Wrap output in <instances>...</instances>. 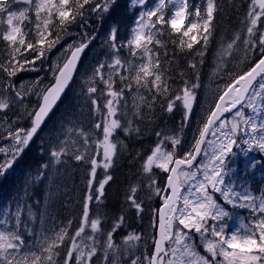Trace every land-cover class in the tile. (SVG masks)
Instances as JSON below:
<instances>
[{"label": "snow or ice", "instance_id": "1", "mask_svg": "<svg viewBox=\"0 0 264 264\" xmlns=\"http://www.w3.org/2000/svg\"><path fill=\"white\" fill-rule=\"evenodd\" d=\"M147 2L148 0H131L132 6L141 10L138 13L137 27L131 30V38L127 40V44L132 56H137L133 48L141 49L139 62L134 64L120 56L122 45L118 40L119 29L117 25H113L105 40L111 59L93 66L92 75L83 89L89 114L99 117V122L92 121L87 129L78 123V132L69 128L68 132L74 135L67 140H60L58 136L50 144L49 162L41 165L35 173L34 182L48 180L51 183L54 172L58 171L56 166L65 163L66 157L70 156L78 162V166L85 173V193L81 199L76 227L72 229L70 220L58 232L44 236L42 242H37L40 252H33L29 248L20 256L18 250L24 247L19 232L23 223L22 215L26 214L30 221L37 217L32 205L23 200L17 201L14 210L10 209L0 215V264H98L101 258L105 264H109L110 256H117L115 264H122L119 257L125 254L130 257L127 264H144L145 255L137 251L139 246L133 242L143 239L146 243V237L129 233L117 243L115 234L125 227L127 216L122 211L120 216L113 218L111 226L105 228V221L99 211V206L106 197V186L113 180L110 169L114 167L115 158L119 154L118 145L120 150L126 147L116 133L119 130L126 136L133 133L139 135L140 128L134 126V118H145L144 108L152 113L159 106L161 111L168 114L182 109L185 118L190 116L196 100L195 89L201 86L198 72L196 81L183 80L182 85L174 87L169 83L167 73L159 63V57L151 55L154 49L149 45L155 44L166 49L167 41L163 36L170 35L169 29L177 33L172 43L181 52H189L191 56L199 57V61L189 60L190 67L196 72L198 64L203 63V57L213 37L214 20L219 11L217 0H204L201 4H193L192 0H158L150 9L146 8ZM25 3L31 4L32 0H25ZM118 7L119 0H71V3L70 0H59V5L54 0H36L37 39L26 41L21 28L13 21L27 18V10L19 13L9 11L7 4L0 3V20L6 13L8 24L2 40L12 45L8 62L0 60V123L5 124L4 130L0 131V141H7V147L0 146V177L13 168L30 145L45 117L72 79L80 54L95 38L85 35L78 43L73 44L63 63L53 65V82L45 87H39L38 82L27 87H14L7 80V77L15 76L18 71L27 70L24 63L35 64V60L28 57L18 59L16 54L21 53V48H26L34 51L37 54L36 59H41L42 62L47 51L58 44L63 35L68 34V24L75 22L78 17H84L86 12H95L103 19L111 16ZM53 9L59 24L53 20ZM41 13H46V16H41ZM262 17L264 0H251L242 32L235 34L226 45L221 44L217 53V69L227 63V57H233L237 53L242 52L245 59L257 48L264 53ZM186 21L187 27L184 28ZM54 31V38L48 40L46 48L43 47L45 39L53 36ZM37 44L41 47H37ZM194 44H200L201 47L194 48ZM183 76L181 73L182 79ZM100 84L104 87H99ZM31 96H35L38 101L35 107L26 103ZM129 99L132 101L131 112L128 108ZM217 99L219 103L211 106L212 110L203 127L198 130L199 136L192 150L183 158L177 157L175 150L181 144L179 136L164 130L155 133V145L140 169L146 188L142 189L136 183L130 185L126 194L127 210H134L141 220L144 213H155L154 221L150 216L149 227L159 232V239L153 238L155 253L146 254L147 264H165V259L166 264H264V216H259L253 225H242L243 234H233L230 239L224 238L222 227H213L207 223L209 220H219L229 215L208 192V186H211L213 193H219L226 204L235 205L236 200H243L244 203H240L239 207L249 208L254 213H264V196L257 202L247 193H237L231 187L222 189L218 186L224 184L223 179H218L221 177L220 165L224 164V157L232 152L236 143V117L244 125L249 124V120L244 119L243 111L237 106L251 108L256 112L257 103L264 104V59H260L246 71L232 75ZM17 108L23 109L24 115L31 120L30 128L19 127V117L17 120L7 119V113ZM232 109H236L233 120L229 122L222 119L223 114L231 112ZM183 127L182 123L181 128ZM251 131L261 133L258 147L264 152V124L258 129L252 123ZM209 134L217 139L206 140ZM101 135L102 139L99 138ZM205 144L207 147L202 148ZM208 149H211L210 155ZM201 153L207 157V162L202 163L200 168L191 170L193 161ZM170 165L174 167H169ZM153 168L169 173L167 187L158 183L159 177ZM98 169H102V172L98 173ZM198 174L203 176L202 180ZM184 185H189L186 194L181 192ZM141 190L147 193L146 197L137 195ZM169 190L170 195L167 194ZM157 198H162L164 207L153 209L151 202ZM183 229H189V232L184 233ZM193 229L200 234L201 243L211 260L201 256L191 243ZM26 230L29 235L32 234L30 229ZM209 236L215 239H210ZM165 242L168 243L167 250L163 247ZM218 256L223 259L217 260Z\"/></svg>", "mask_w": 264, "mask_h": 264}, {"label": "rangeland", "instance_id": "2", "mask_svg": "<svg viewBox=\"0 0 264 264\" xmlns=\"http://www.w3.org/2000/svg\"><path fill=\"white\" fill-rule=\"evenodd\" d=\"M102 2V1H101ZM158 2V0H148L146 8L150 9L155 6V4ZM204 0H192L193 4H201ZM251 0H217V4L219 7V11L216 13V18L214 20L215 24V31L213 33V37L211 38V42L207 48V51L205 52V55L203 57V63L198 64V68L195 72V76L197 75V72L199 74V83L200 87L195 89V95L196 100L193 103V109L188 118H185L183 116V119L181 122H173L171 127L165 131L169 134H175L180 137L181 144L176 147V153L177 157L183 158L187 155L189 151L192 150V147L195 143V140L198 139L199 136V129L203 127V124L210 112L212 110L211 106L215 104V101L217 99V96L220 92L223 91L225 84L229 81L232 75H235L236 73H239L241 71H245L247 67L251 64V62L261 53L259 48H257L255 51L250 52L245 59L242 52L235 54L233 57H227V63L224 64L223 67H220L217 69V64L219 62V57L217 55L218 51H220L221 44H227L235 34L241 33L242 29L244 28V21L246 17V13L248 12V9L250 7ZM0 3L7 4L9 6V11H15L19 13L21 10H27L26 11V17L27 18H20L17 20H14L13 23L20 27L22 30V33L30 34V36L25 37L26 41L29 40H36L37 39V17L35 13V3L36 0H32L31 4H20L17 2V0H0ZM54 3L56 5H59V0H54ZM129 3L131 5V8L135 10V12H131L132 16V22L130 27L129 36L126 40L118 39L121 42V48H120V56L125 60H131L133 63H138V55L141 51V49H135L133 50L137 53V56L130 55L129 48L130 46L127 44V40L131 38V30L135 27H137V20H138V13L141 9L137 7H133L131 0H129ZM257 11H259L257 7ZM169 16L171 13L169 12ZM41 16H46V13H41ZM94 16V22L98 23L97 25V32L94 36V41H91L89 44V48L87 50V54L85 55L83 62L81 63L79 67V71L76 75L75 81L71 85V88L69 89L68 95L65 99V103L63 106H59V108L55 111V114L51 117L50 120H53L54 127L51 125V121L46 124L45 128L39 133V135L45 139L44 143V149L45 153L49 156L48 161L50 159V144L53 141L57 140V137L59 136L60 140H67L69 137L73 136L74 133H69L68 129L73 128L76 132H78L80 129L77 126L78 123L81 124L85 129L90 127L87 121H85L86 115L90 117V119L93 117L95 118L96 122H99V117L95 115L89 114V108L86 106L85 98L83 95V89L86 87L87 82L89 81V78L92 75L93 66L97 65L100 62H105L106 60L111 59V53L108 50L105 40L108 37V34L110 32V29L113 27L112 24H110L108 21L104 22L105 17L103 19L99 18L95 12H93ZM89 18V17H87ZM87 18H83V20H87ZM166 18H168L166 16ZM155 19V18H153ZM191 19V18H190ZM53 20L54 22H58L59 19L56 17L55 9H53ZM74 25H76V22H73ZM93 26V25H92ZM261 26H264V17L261 18ZM160 27V26H159ZM165 28H168L167 25L164 26ZM184 28L187 27V21L185 22ZM42 28V26H41ZM5 30H8V24H7V14H3V19L0 20V57L3 59L5 63L8 62L9 59V52L11 51L12 45L2 40V36L5 32ZM78 31V33L74 32L72 33V37L64 38L60 40V43L56 44L54 47L51 48L50 51H47L46 55L42 57L41 59H36V53L32 50L21 48V53H17L16 56L18 59H22L23 57H28L29 59L35 60V64H28L24 63V68L27 70H20L16 73L15 76H11V78H15L16 81L13 82L14 87H20V86H30L33 82H38L39 87H45L47 85H50L53 81V72L52 67L56 63H63V60L68 53L69 48L75 44L78 43L81 40L80 35L83 34V32ZM170 35H164L163 39L168 40L170 45H168V48H173L174 46L177 48L176 45H173L172 39L177 36V33L172 32L169 29ZM47 36V33H45ZM192 35V34H190ZM202 35V33H201ZM55 36V33H53V36H48L47 39H45L43 47H47L48 40L53 39ZM187 40V37L184 38ZM37 47H41V45L37 44ZM149 47L153 48L154 51L151 53L153 57H159V63L164 58V55L166 53V50L168 49L166 47L165 50L162 51L161 47L158 45L152 44L149 45ZM199 47L201 45L199 44ZM161 49V54L155 53L157 49ZM147 58H145V61ZM199 61V57H198ZM163 70L165 71L164 65L162 64ZM37 69V70H31V69ZM193 71L189 70L188 72ZM166 72V71H165ZM124 74L127 75L125 72ZM190 80L196 81V79L191 78ZM171 84V83H170ZM173 85V84H172ZM99 87L103 88L104 85L100 84ZM118 86V83H117ZM143 91V90H141ZM127 92V90H126ZM32 100H36L35 96L30 97ZM258 111L254 112L251 108L242 107L241 110L244 113V119L249 120L248 125H244L239 117H236V121L238 123V133L235 137L236 143L233 145V149H237L241 154H247V153H255L257 156L264 159V152H262L258 147L259 137L261 133L257 131L256 133H253L251 131V124L255 123L257 125V128L259 129V126L261 124H264V104L257 103L256 105ZM128 108L131 112L132 110V101L131 99L128 100ZM20 109V108H19ZM23 114L24 110L22 109ZM143 112L145 114H149L148 109L144 108ZM145 117H147L145 115ZM141 120L140 118H134V121ZM226 120L231 122L233 120V115L229 116ZM184 124V127L181 128V124ZM50 124V125H49ZM49 125V126H48ZM19 126V124H18ZM53 127V130L48 129ZM5 124L0 123V131L4 130ZM230 127V124H229ZM47 130V131H45ZM119 131V130H117ZM160 131V130H157ZM155 131V133L157 132ZM247 133V135L245 134ZM134 135V133H133ZM117 136V133H116ZM102 139V135L99 137ZM118 138H120L118 136ZM217 137H213L212 135H208L206 140H215ZM245 141H249V143H245ZM0 146L7 147V141H0ZM170 147V146H169ZM207 147L205 144L203 148ZM102 151V149H100ZM209 155L211 154V149H208ZM228 154V153H227ZM224 157V164L220 165L221 169V177H218V179H223L224 184L218 185L219 187L227 188L231 187L233 190L237 193H247L255 198V200L258 202L262 196H264V188L261 191V194L259 196H254L251 194V191H248L246 188H242L237 185H231L228 183V176L225 169V162L229 158V154ZM207 162V157L204 156V154H201V157L197 163V165L193 168V170L200 168L202 166V163ZM78 163V162H77ZM219 164V162H217ZM170 167V166H169ZM12 169V168H11ZM10 169V170H11ZM8 170V172L10 171ZM153 171L157 173L159 180L158 183H161L164 186L165 179L167 176V173H163L161 170L153 168ZM7 172V173H8ZM20 172V171H18ZM102 172V169H98V173ZM21 176V175H20ZM199 178L202 180L203 176L198 174ZM17 192L15 194V198L12 203L3 206L0 209V215H3L4 212L9 211L10 209L14 210L15 204L17 201L23 200L24 195V188L22 187V181L19 175L17 176ZM14 183H16L14 181ZM191 183V182H189ZM24 184V183H23ZM141 188H146L145 182L143 178L140 180ZM189 185H184L182 187V193L186 194L187 187ZM47 188L45 189V191ZM208 192L211 193L214 197V199L217 200V202L224 207V209L229 213V208L232 209V213H229L227 217H223L219 220H209L207 223L213 227L217 228H223V236L225 239H230L233 234H243V228L244 226L253 225L257 222V218L259 216H264V213H254L249 208H241L238 205L240 203H244L243 200H236L235 205L233 204H226L224 200L220 197L219 193H213L211 186H208L207 188ZM44 191V192H45ZM46 193V192H45ZM137 195L141 198L146 197L147 193L143 190L138 191ZM161 198H157L151 202V206L153 209H156L161 204L160 201ZM157 203V206L155 204ZM182 203V202H181ZM48 208V207H47ZM46 208V209H47ZM42 206L39 205V207L36 205L33 208L34 215L37 217L35 220L30 221L26 215V219L28 220L29 227L26 229H30L32 234H28V230L25 229V231L20 232L21 239L24 241V247L19 249V255L23 256L28 249L30 248L33 252H40L41 249L37 246V242L43 241L44 236H51L52 233L56 230L49 229L48 226L45 225V214L44 212L41 213ZM50 211L47 210L46 212ZM41 213V214H40ZM232 217V218H231ZM44 219V222H43ZM152 220H155V213H152ZM35 224V225H34ZM14 225H9V227H12ZM32 226H35V230L32 228ZM183 226H181L182 228ZM126 231L125 227L122 228L120 231ZM118 231V232H120ZM129 231V229H127ZM141 231V232H139ZM138 232L134 233L136 235H140L141 233H145L143 231H148V227L146 226L145 229L139 230ZM153 231L155 232V229L153 228ZM122 232V233H123ZM184 233H188L189 229H183ZM23 233L28 234L26 238H24ZM133 233V232H129ZM127 233V234H129ZM148 233V232H146ZM124 235L122 237L116 236V241H121V238H124L127 236ZM123 235V234H122ZM142 236V235H141ZM191 236L192 240L191 243L195 245L196 251L201 255L208 259H212L210 255L206 252L204 245L201 243L200 234L196 233L195 230H191ZM210 239H215L209 236ZM154 242V240H153ZM133 243L137 244L139 247L137 251L145 255V261L144 264H147V252L146 248L143 247L141 249V242L140 241H134ZM226 247V245H225ZM168 249V245L165 247V250ZM11 251V250H9ZM228 251H232V249H228ZM236 251H241L240 249H236ZM152 252V250H151ZM101 255V254H100ZM96 258L94 257L93 260ZM117 256H110L108 258L109 264H115L117 261ZM130 257L125 254L123 256L119 257V260L122 262V264H127ZM217 260H222V257H216ZM74 264V262H73ZM98 264H105V261L103 258H101L98 262ZM166 264V259H165Z\"/></svg>", "mask_w": 264, "mask_h": 264}, {"label": "trees", "instance_id": "3", "mask_svg": "<svg viewBox=\"0 0 264 264\" xmlns=\"http://www.w3.org/2000/svg\"><path fill=\"white\" fill-rule=\"evenodd\" d=\"M130 13L131 7L129 5V0H119V7L111 16H105L103 23L108 21L112 25H117L119 29L118 39L126 40L129 36L131 27L130 25L132 22ZM88 15L89 18L83 21V17H78L75 20L76 25H74L73 22L68 24V34L63 35L62 39L72 37V33H78L79 30H81L80 32H83V34L80 35L94 37L98 30V23L94 22V16L91 14V12H86L85 16ZM56 24H59V21L56 22ZM56 31H58V29ZM53 33H55V31ZM27 36H30V34H25L24 38ZM91 41H94V39ZM165 41H167V46L170 45L168 40ZM173 45L175 44L173 43ZM194 48H199V44H194ZM161 49L162 51L165 50V48ZM161 49H159L158 55L161 54ZM190 59L198 61V57L191 56L189 52H181L179 48L176 49L175 46L166 50L164 58L161 60L160 64L161 67L162 64L164 65L165 71L169 78V83L173 84L174 87L182 85L183 80H190L191 78L196 79L194 71L188 72L189 70H193L189 64ZM0 60L3 59L0 57ZM181 73L184 74L183 79L181 78ZM7 80L11 81L12 84L14 81H16L15 78L11 77H7ZM66 97L60 106L64 105ZM26 103L30 104L32 107H35L38 101L32 100L29 97ZM145 115L147 117L134 121V126L140 128L139 135L134 133V135L132 134L130 136H126L122 131H117V137H120L119 140L122 141L126 147L120 150V146L118 145L119 154L115 158L114 167L110 169L113 175V180L109 183V185L106 186V197L103 200V204L99 206V211L105 221V228H109L112 224L113 218L120 216L122 211L127 216V222L125 225L126 231L124 230V232H117L114 238H117L116 236L119 235L122 237L129 232L136 233L139 230L145 229L147 226L148 231H143L145 233L140 234V236L142 235V237H146V243L143 239L140 241L141 249L145 247L146 252L151 253L154 240L153 238L155 235L153 228L149 227L150 216L152 217V213H144L143 219L141 220L135 214L134 210L128 211L126 208V194L129 192L130 185H134L136 183L140 184V180L143 176L140 171L141 164L146 156L150 154L152 147L155 145L157 140L155 131H167L173 122H181L183 119V111L182 109H176L172 114H168L161 111L159 106H157L154 112ZM18 117L19 127H30V119L23 114L22 109H13L7 113L8 120H17ZM50 121L51 125L55 129L53 120ZM92 121H95V118L92 117L90 119L89 117L87 120L89 125H91ZM52 126L50 129H48V127L46 128L48 132L53 130ZM44 143L45 139H43L42 135H37L35 138H33L30 142V145L25 149L24 153L15 163L13 168L6 175L0 177V209L3 206L13 202L18 185L16 184V187L14 188L12 183L14 181L16 183L18 182L16 178L19 175L22 181V187L26 193V195L25 193L23 195V201H26L27 204L32 205L33 208L36 205L38 207L39 205L42 206L41 213L44 212L47 214L45 216V225L48 226L49 229L56 230L54 232H58L60 228L67 224L70 220L72 221V229H74L78 223L79 213L81 211V199L85 193V173L78 166V163L72 161L70 157H66L65 163L56 166L58 171L54 172L51 183L48 180L34 182L37 169L41 165L49 162V156L45 153ZM235 167L236 171H241L242 160H237ZM260 172L261 171L259 170L257 173L252 174V176L245 177L248 186L254 191L255 194L258 191L257 180L260 178L256 175L260 174ZM262 174L263 179L261 180V185L263 190L264 163ZM41 184L46 185V191L42 190ZM156 206L157 203L154 207ZM93 207L95 208L96 206L93 205ZM49 209L50 211L46 212ZM22 221L23 223L20 227V230L25 231V229L29 227V223L25 214L22 215ZM32 228L34 230L36 229L35 226H32ZM127 229H129V231H127ZM23 236L26 238L28 234L23 233ZM116 242L119 243L120 241ZM98 255H100V253H98Z\"/></svg>", "mask_w": 264, "mask_h": 264}, {"label": "water", "instance_id": "4", "mask_svg": "<svg viewBox=\"0 0 264 264\" xmlns=\"http://www.w3.org/2000/svg\"><path fill=\"white\" fill-rule=\"evenodd\" d=\"M18 1L21 2V3L26 4V3H25V0H18ZM83 53H84V51L80 54L79 60H78L77 65H76V69H75V71H74L73 74H72V79L69 81L68 86L70 85V83H71L72 80H73V77H74V75H75V72H76V70H77V67H78L79 62L81 61V58H82V56H83ZM262 59H264V57H263ZM257 63H258V62H257ZM68 86H67V88H68ZM237 87H238V86H237ZM67 88H66V89L63 91V93L60 95V98L57 100V102H56L55 105L53 106V108H52L51 112L48 114V116L45 117L44 122L41 124L39 130L42 128V126L44 125L45 121L48 119V117H49L50 114L52 113V111H53V110L56 108V106L59 104V102H60L62 96L64 95V93L66 92ZM216 103H219V101L217 100ZM239 106H240V105H238L237 107H239ZM234 111H236V109H232L231 112H225V113L223 114L222 119L225 118V117H227V116H229V115H230L231 113H233ZM39 130H38V131H39ZM36 134H37V133H36ZM199 155H200V154H199ZM199 155H197V159H196L195 161H193V165H194V164L196 163V161L198 160ZM171 167H174V165H172ZM182 167H185V168H186V166H182ZM168 175H169V173H168ZM167 177H168V176H167ZM164 187H167V179H166V181H165V186H164ZM167 194H168V195L171 194L170 190L168 191ZM163 207H164V205L162 204L159 208H163ZM155 239H156V240L159 239V232H158L157 230H156V233H155ZM167 244H168V243L165 242V244L163 245L164 249H165V246H166ZM154 253H155V247L153 246L152 254H154Z\"/></svg>", "mask_w": 264, "mask_h": 264}, {"label": "bare ground", "instance_id": "5", "mask_svg": "<svg viewBox=\"0 0 264 264\" xmlns=\"http://www.w3.org/2000/svg\"><path fill=\"white\" fill-rule=\"evenodd\" d=\"M166 36H167V35H166ZM163 37H164V36H163ZM65 97H66V96H65ZM65 97H64V98H65ZM64 98H63V101H64ZM63 101H62V102H63ZM54 114H55V112L53 113V115H54ZM53 115H52V116H53ZM88 119H89V117L86 115L85 121H87ZM69 157H70V156H69ZM70 158H71V157H70ZM71 159H72V158H71ZM72 161L76 162L74 159H72ZM76 163H77V162H76ZM16 184H17V183H14V182L12 183V185L14 186V188L16 187ZM41 187H42V190H45V189H46V185L41 184Z\"/></svg>", "mask_w": 264, "mask_h": 264}]
</instances>
